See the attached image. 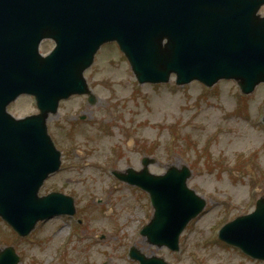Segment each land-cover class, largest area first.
Returning a JSON list of instances; mask_svg holds the SVG:
<instances>
[{
	"label": "water",
	"instance_id": "obj_1",
	"mask_svg": "<svg viewBox=\"0 0 264 264\" xmlns=\"http://www.w3.org/2000/svg\"><path fill=\"white\" fill-rule=\"evenodd\" d=\"M263 1L181 0L178 8L177 0H100L96 14L89 4L81 6L87 15L93 13L85 21L67 12L65 0H0V16L6 18L0 19V214L25 234L36 219L70 207V199L55 194L37 197L45 175L58 166L45 118L55 113L61 98L83 92L78 85L81 69L91 64L100 44L116 40L140 83L167 81L175 73L179 84L194 79L208 86L221 78L242 80L248 92L264 82V20L254 15ZM23 16L30 27L22 26ZM92 16L97 19L94 23ZM247 23L256 30L258 48L254 43L247 48L240 44L241 28ZM81 32L89 34L87 45L77 39ZM44 35L58 39L57 49L46 59L29 63L25 57L34 54V41ZM164 38L167 43L162 46ZM77 50L83 51L82 56L71 54ZM74 59L77 62H70ZM22 92L36 96L40 114L13 121L5 114V106ZM183 179L173 181L169 175L153 184L182 185ZM202 206L189 193L158 199L151 222L156 234L146 229L142 233L151 243L166 241L175 247L179 230L169 222L181 228ZM162 235L173 239H162ZM220 237L264 260V203L259 201L252 215L225 226ZM9 254L1 255L0 264L16 263L17 258ZM133 257L140 264H160L138 254Z\"/></svg>",
	"mask_w": 264,
	"mask_h": 264
},
{
	"label": "rangeland",
	"instance_id": "obj_2",
	"mask_svg": "<svg viewBox=\"0 0 264 264\" xmlns=\"http://www.w3.org/2000/svg\"><path fill=\"white\" fill-rule=\"evenodd\" d=\"M47 47L44 46L42 52H46ZM110 51L109 55L116 57L114 69L105 66L102 72L109 73V80L111 82L113 78L114 84L110 83L108 89L97 84L91 78L99 76L95 69L85 74L99 98L97 105L87 107L81 99L65 102L60 106L57 118L49 122L52 138L62 152V170L44 184L41 194L52 190L74 194L78 216L87 219L86 225L74 228L70 218L60 216L36 227L33 234L37 241L28 242L26 239L18 242L0 220V247L13 244L16 239L17 252L23 254L21 264H134L126 257L128 248L133 245L145 254L156 253L173 264H264L245 258L235 250L223 248L219 243L214 245L217 238L209 245L218 224L249 210L252 201L257 199L253 192L257 186L259 196H264V132L253 129L250 121L225 122L226 110L234 106L227 95L228 84L221 83L211 92L202 91L195 85L174 91L173 81L164 88L138 86L122 56L117 51L116 56L113 50ZM99 58L98 62L103 63L101 59L104 58ZM256 93L248 100L252 111L260 102L259 106L264 105V87L260 86ZM111 110L119 113L116 123L109 121L116 125L115 143L100 137L97 126L68 127L67 120L79 111L86 112L95 122L100 117H107V111L111 116ZM9 112L15 117H22L34 113L35 109L28 99L22 98L9 108ZM128 126L134 130L135 138H141V143L153 147L151 157L157 158L158 165L149 167L151 173L162 174L166 165L178 166L183 162L191 165L194 174L188 185L208 202V207L181 234L180 254L172 255L166 250L148 247L138 231L148 220L150 207L129 189L123 186L115 189L112 185L114 181L107 177L106 171H101L102 164L108 160L105 157L109 155L107 148L114 144L119 148L116 170L140 168V143L137 139L127 144V139L123 140V130ZM216 126L221 132L217 140L210 137ZM182 131L184 136H190L188 143L185 140H170L178 133L182 136ZM207 142H210L211 172H201L196 168L206 169V160L204 157L196 161V152ZM75 148L87 149V159L100 162L88 169L80 167L82 159L72 153ZM250 152H256L258 159L250 161ZM200 154L204 156L202 152ZM108 165L110 163L105 166ZM73 179L79 183H70ZM94 197L101 198V201L105 198L106 201L97 205L93 202ZM229 201L231 204L226 207ZM90 204L92 206L87 207ZM110 209L114 214H108ZM74 230L80 233V237L67 239L65 234ZM92 233L108 235L103 242H98Z\"/></svg>",
	"mask_w": 264,
	"mask_h": 264
},
{
	"label": "flooded vegetation",
	"instance_id": "obj_3",
	"mask_svg": "<svg viewBox=\"0 0 264 264\" xmlns=\"http://www.w3.org/2000/svg\"><path fill=\"white\" fill-rule=\"evenodd\" d=\"M259 14H260V15H261V14L264 15V6L260 8V10H259Z\"/></svg>",
	"mask_w": 264,
	"mask_h": 264
}]
</instances>
